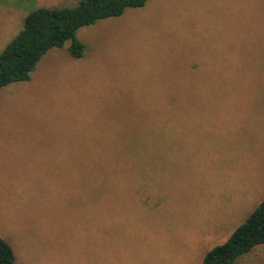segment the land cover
Instances as JSON below:
<instances>
[{
	"label": "rangeland",
	"instance_id": "obj_1",
	"mask_svg": "<svg viewBox=\"0 0 264 264\" xmlns=\"http://www.w3.org/2000/svg\"><path fill=\"white\" fill-rule=\"evenodd\" d=\"M80 1L0 0V53ZM77 39L0 90L15 264H203L264 200V0H149Z\"/></svg>",
	"mask_w": 264,
	"mask_h": 264
},
{
	"label": "trees",
	"instance_id": "obj_2",
	"mask_svg": "<svg viewBox=\"0 0 264 264\" xmlns=\"http://www.w3.org/2000/svg\"><path fill=\"white\" fill-rule=\"evenodd\" d=\"M149 0H81L74 7L38 8L28 13L20 33L0 53V90L29 81L40 60L53 48L70 42L74 59L84 57L85 46L77 32L99 20L120 17L126 9H138ZM264 246V200L222 245L209 251L203 264H236L255 248ZM0 264H15L10 245L0 237Z\"/></svg>",
	"mask_w": 264,
	"mask_h": 264
}]
</instances>
